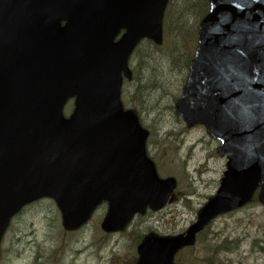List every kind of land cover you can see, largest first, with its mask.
<instances>
[{
	"label": "water",
	"instance_id": "1",
	"mask_svg": "<svg viewBox=\"0 0 264 264\" xmlns=\"http://www.w3.org/2000/svg\"><path fill=\"white\" fill-rule=\"evenodd\" d=\"M210 2L176 112L223 143L227 171L188 236L149 237L138 264H173L198 231L246 205L258 187L264 203V0ZM167 3L0 0V245L11 219L43 198L55 200L67 231L103 202L106 232L166 206L176 181L158 178L148 132L120 93L140 41L162 44Z\"/></svg>",
	"mask_w": 264,
	"mask_h": 264
},
{
	"label": "rangeland",
	"instance_id": "2",
	"mask_svg": "<svg viewBox=\"0 0 264 264\" xmlns=\"http://www.w3.org/2000/svg\"><path fill=\"white\" fill-rule=\"evenodd\" d=\"M169 0L163 44L145 41L131 59L135 80L126 83L122 100L140 114L150 131L148 154L162 157V176L178 180L175 202L159 213L137 217L121 234L101 230L107 205L98 209L81 230L67 233L61 214L51 200L23 210L11 223L2 243L0 264H135L137 238L146 233L178 236L193 225L201 208L220 188L227 161L215 155L219 143L202 127L187 129L175 115L189 76L201 20L207 15L204 0ZM137 96V97H136ZM73 101L66 105L68 116ZM171 156V157H170ZM155 161V160H154ZM158 165V163H157ZM201 237V238H200ZM197 245L177 256L182 264H264V206L254 201L244 209L217 218L200 236ZM221 247L217 254L212 250ZM259 247V248H258Z\"/></svg>",
	"mask_w": 264,
	"mask_h": 264
},
{
	"label": "trees",
	"instance_id": "3",
	"mask_svg": "<svg viewBox=\"0 0 264 264\" xmlns=\"http://www.w3.org/2000/svg\"><path fill=\"white\" fill-rule=\"evenodd\" d=\"M199 1L200 0H198V2H197V5H199ZM206 3H205V5L207 4V8H208V11H207V13L210 11V3H209V0H204ZM139 49H140V47H139ZM137 97V96H136ZM143 239V237L142 238H140V240H142ZM221 247L223 248V252H224V250H225V246L223 245V246H219V247H217V249H207V251H210V250H212V252L214 253V254H217V252L218 251H220V249H221ZM259 248V247H258ZM260 250H261V252H262V254L264 255V248H261L260 247ZM204 262H206V263H210V264H214V259H210V258H208V257H206V259L204 260ZM191 264V263H190ZM192 264H197L196 262H193Z\"/></svg>",
	"mask_w": 264,
	"mask_h": 264
},
{
	"label": "flooded vegetation",
	"instance_id": "4",
	"mask_svg": "<svg viewBox=\"0 0 264 264\" xmlns=\"http://www.w3.org/2000/svg\"><path fill=\"white\" fill-rule=\"evenodd\" d=\"M147 153H148V151H147ZM169 153H170V151H162L161 152L162 157L157 155V154H154L153 155L154 160H156L158 163H161V165H165V161L163 160V157L164 156H169ZM148 156H149V154H148Z\"/></svg>",
	"mask_w": 264,
	"mask_h": 264
}]
</instances>
